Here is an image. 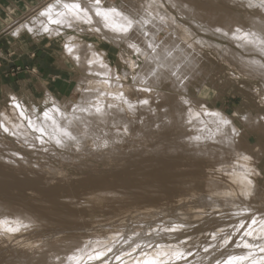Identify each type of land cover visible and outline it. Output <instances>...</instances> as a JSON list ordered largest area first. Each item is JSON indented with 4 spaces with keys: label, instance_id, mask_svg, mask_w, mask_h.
<instances>
[{
    "label": "bare ground",
    "instance_id": "bare-ground-1",
    "mask_svg": "<svg viewBox=\"0 0 264 264\" xmlns=\"http://www.w3.org/2000/svg\"><path fill=\"white\" fill-rule=\"evenodd\" d=\"M124 2L40 0L0 29L47 33L86 73L42 113L4 89L0 264H264V0ZM205 75L242 80L245 128L197 95Z\"/></svg>",
    "mask_w": 264,
    "mask_h": 264
},
{
    "label": "rangeland",
    "instance_id": "rangeland-1",
    "mask_svg": "<svg viewBox=\"0 0 264 264\" xmlns=\"http://www.w3.org/2000/svg\"><path fill=\"white\" fill-rule=\"evenodd\" d=\"M111 1L117 2L118 4H122V2L126 1V2H124L126 4L125 6H128L127 0H111ZM234 9L238 12H241V13H244L246 10V8L240 7V6H234ZM249 12H252V11L250 10ZM3 27L4 26L0 27V29L4 30ZM196 31L200 35L204 34V32L201 30L196 29ZM68 32H72V31L68 30ZM42 34L43 33L32 34L28 31H22L20 36H22V38H23L22 40H26L27 42L29 40H31V41L32 40H45V41L51 40V39H49V37L45 36L47 33H44L45 34L44 36H41ZM83 35H84L83 37L86 41H95L97 38H99L98 35L93 34V33H85ZM164 35H166L164 32L161 33L162 38L164 37ZM5 36H8V37L13 38V39L14 38L18 39V37H19V36L14 37L8 31H3V32H1L0 39L5 37ZM19 38H21V37H19ZM215 39H217L223 45H226L228 42L226 40L219 39L217 37H215ZM56 44L58 47L53 46L54 47L53 48L52 46H48L46 48L47 49L46 51L51 52V51L55 50V52L58 54L56 60H58L60 58V55H59L60 53H61L62 58L64 57L63 56L64 50L61 49L62 46H61L60 41H57ZM110 44H112V43H110ZM98 48L100 50L105 49L109 52V59L111 60L113 66H116L120 71L126 70L129 73L131 72V69L129 68V66L119 60L118 54L121 50L120 48H116L114 51H110V49H108L107 46L102 45V43L98 44ZM44 49H45V47H44ZM40 52H44V50L42 48H40ZM208 52H209V57L211 59V62L209 61L210 63L207 64L204 60H202V63H203L202 66L206 67L207 71L209 70V72L207 73L209 75L211 72L210 69L213 68V66L216 65V67H221V61H220V57H219L218 53H215L212 50H210V51L208 50ZM7 53L8 54L13 53V55H14L15 52L8 50ZM213 54H214V56H213ZM3 56H4V54L0 50V107H1V105L3 106L4 104L9 102V94L4 91V89L6 87L4 85H9V86H12V88H13L12 90L18 95V97L20 98V100L22 102H24L30 108L32 106L37 107V111L42 113L46 109V107H48L50 105V104L45 103V90H44V92H41V91L39 92V91L34 90L33 84H31V83H28L27 86H23V84H22L23 81H27L29 76H31L32 72L36 73L35 72L36 66L33 63H31V64H27V63L17 64L16 63L15 65L7 66L8 64L6 63V61L5 62L3 61V59H4ZM112 56H114V57H112ZM55 65H56L55 67L57 70H59L61 68L60 64L57 63ZM68 66H71L72 69H68L69 70L68 74L66 76H61L60 78L68 79V81L72 80L73 85H72L71 89H74V91L70 92V89H69L68 93H70V94H68L67 97L69 99H71L72 101H78L80 96H81V93L80 92L77 93V91L75 90V87H76L75 79H76V77L79 78L81 76H84L86 73L83 70H81L80 67H77L74 64H70ZM123 67L127 68V69H124ZM40 71H42V70H40ZM37 76L42 77V75H37ZM129 76H130L129 77L130 79H128V82L132 83V78H131L132 75L130 74ZM205 77H207V76L205 75ZM44 78H46V77H44ZM29 79H28V81H29ZM205 83L211 89L210 94H207V95L197 94V92H196L197 89L195 87H194L193 91L195 90L196 94L199 97H201L202 99L206 100L209 104L213 105L214 107L220 108L224 112H226L227 114L233 116L235 119V122L239 128H245L243 121H242L243 115L244 114L247 115V114H249V112H252L254 115H256L255 114L256 113L255 112L256 106H253L255 103L242 92L241 87H243V84H244L242 82V80H237V81L235 80L234 81L235 85L237 84V86H234V85L224 86L223 84H220L218 86V88L217 87L215 88L214 81L212 82L211 76H208L207 79L205 80ZM222 85H223V87H222ZM30 93L33 96H30L31 95ZM64 96L65 95H63V97ZM250 103H252V104H250ZM240 117H241V119H240ZM247 131L248 130H246V132ZM248 132H247V134H248ZM259 138H260L259 134H256V133L254 134V133L249 132V141L251 142L252 145H255V144L261 145V141H260L261 138L260 139ZM89 160H92V159L89 158ZM263 165H264V163H263ZM118 260H115L114 262L115 263L119 262Z\"/></svg>",
    "mask_w": 264,
    "mask_h": 264
},
{
    "label": "crops",
    "instance_id": "crops-1",
    "mask_svg": "<svg viewBox=\"0 0 264 264\" xmlns=\"http://www.w3.org/2000/svg\"><path fill=\"white\" fill-rule=\"evenodd\" d=\"M39 1L40 0H0V27L5 26L8 21L6 19L8 16L14 19L21 18L30 7L35 6ZM20 34L18 36L21 38L14 36L18 37V39H13L8 36L0 39V50L4 54L3 61H6L8 64L7 66L15 65L16 63H33L36 66L35 69L37 71L35 70L36 73H31V76H29L30 79L28 78L29 81L27 79V81L22 82L23 86H27L28 83H31L36 91L44 92V89L47 88L51 92L55 93L59 98H63V95H65L64 97H67V95L70 94L68 93L69 89L70 92L74 91V89H71L73 82L60 77L66 76L69 72L68 69H72V67L67 66V61L64 57L62 58L61 53L59 54L60 58L56 60L58 54L55 50L51 52L46 51L48 46L58 47L56 44L58 40H53L49 37L51 40H29L27 42L26 40H22L23 38ZM40 48H42L44 52H40ZM8 50L14 51V55L13 53L8 54ZM57 63L60 64L61 67L59 70L55 67V64ZM37 75H42V77ZM4 86L13 89L12 86ZM30 96L33 95L31 94Z\"/></svg>",
    "mask_w": 264,
    "mask_h": 264
},
{
    "label": "snow or ice",
    "instance_id": "snow-or-ice-1",
    "mask_svg": "<svg viewBox=\"0 0 264 264\" xmlns=\"http://www.w3.org/2000/svg\"><path fill=\"white\" fill-rule=\"evenodd\" d=\"M100 3V0H96V4H99ZM72 7H74L75 9H80V5L79 4H74ZM110 11L112 12V13H117V9H115V8H112V9H110ZM43 14V13H42ZM97 16H101V15H103L104 17H105V19L107 18V14L106 13H101V12H99V11H97L96 13H95ZM55 22H57V21H54V23ZM132 27V22L131 21H129L128 22V27H126V28H121V31H124V32H127L128 30H129V28H131ZM143 103H147V101H143ZM184 103H188V101H184ZM132 107V105L131 104H129V108H131ZM224 123H229V121H227V120H225V121H223ZM243 159H245V160H247V159H249L248 157H243ZM253 223H256V221L255 220H253ZM249 235H251V233H248ZM205 251H207L206 249H205ZM261 251L262 252H264V248H262L261 249Z\"/></svg>",
    "mask_w": 264,
    "mask_h": 264
}]
</instances>
